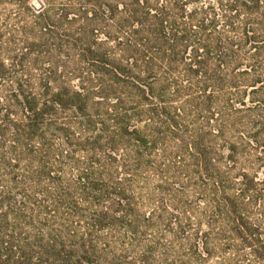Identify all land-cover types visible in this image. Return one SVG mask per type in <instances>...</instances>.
Listing matches in <instances>:
<instances>
[{
  "label": "trees",
  "instance_id": "1",
  "mask_svg": "<svg viewBox=\"0 0 264 264\" xmlns=\"http://www.w3.org/2000/svg\"><path fill=\"white\" fill-rule=\"evenodd\" d=\"M0 0V264H264V0Z\"/></svg>",
  "mask_w": 264,
  "mask_h": 264
},
{
  "label": "water",
  "instance_id": "2",
  "mask_svg": "<svg viewBox=\"0 0 264 264\" xmlns=\"http://www.w3.org/2000/svg\"><path fill=\"white\" fill-rule=\"evenodd\" d=\"M33 5L35 6V8L39 9L40 8V3L38 0H33L32 1Z\"/></svg>",
  "mask_w": 264,
  "mask_h": 264
}]
</instances>
